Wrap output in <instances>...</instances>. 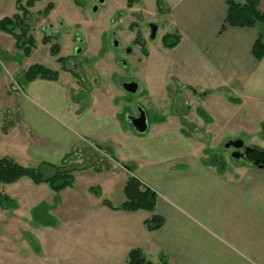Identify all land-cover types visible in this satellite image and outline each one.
I'll return each mask as SVG.
<instances>
[{
  "label": "rangeland",
  "instance_id": "1",
  "mask_svg": "<svg viewBox=\"0 0 264 264\" xmlns=\"http://www.w3.org/2000/svg\"><path fill=\"white\" fill-rule=\"evenodd\" d=\"M91 3L39 0L29 10L27 21L35 41L30 54L24 56L10 42L7 51H0V159L10 158L25 168L36 169L40 164L18 151L16 143L20 141L15 140L19 133L14 128L18 125L14 118L15 94L22 83V72L40 64L59 74L58 85L66 86L63 88L68 90V99L78 106L79 113H85L92 101L104 103L106 109L111 106L122 137L125 133L135 134L126 116H132L138 106L148 121L146 133L135 135L140 141L148 135L183 136L201 144L202 159L217 171H257L243 159H232L224 145L240 139L247 146L264 150V123L258 128V123L246 121L256 118V113L238 112L236 105L222 96L214 107V116L228 123L210 126L209 117L199 109L201 97L197 91L178 87L169 77V49L163 45V37L174 34V27L168 11L158 10L159 1L137 0L126 10L125 0H105L96 14ZM119 14L121 24L115 19ZM138 14L142 15L140 23ZM154 23L158 28L150 39L149 25ZM113 32L119 43L117 50L111 49ZM139 36L146 42L145 48L139 44ZM45 38L49 41L46 45L42 43ZM51 48L56 55L51 54ZM126 48L132 51L129 56L123 53ZM117 51H122L127 61L126 71L115 62ZM58 58H62L60 63ZM66 77L70 79L68 85ZM129 79L140 84L137 97L127 95L119 86L120 81ZM155 88L161 92L148 93ZM241 118L244 120L239 121ZM162 123L165 133L160 134L161 130L152 127ZM97 148L104 155L103 161L84 151L77 153L84 157L73 152L64 157L66 168L72 169L69 188L56 192L47 183L34 184L25 177L14 184H0V198L7 197L13 205L0 204V264H126L129 251H140L139 236L127 234L116 219L106 214L104 202L113 206L124 202L122 188L116 187L120 175L108 182L99 173L118 172L125 167L135 172L146 167L130 161L124 164L107 146ZM145 154V150L138 152L136 159L141 160ZM147 257L148 262L156 264L157 260Z\"/></svg>",
  "mask_w": 264,
  "mask_h": 264
},
{
  "label": "crops",
  "instance_id": "2",
  "mask_svg": "<svg viewBox=\"0 0 264 264\" xmlns=\"http://www.w3.org/2000/svg\"><path fill=\"white\" fill-rule=\"evenodd\" d=\"M229 1L241 4L246 0H160L174 34L179 35L178 43L169 48V77L178 87L197 91L199 109L209 117L210 126L228 123L214 116L217 102L227 96L238 112L256 113V118L245 120L260 128L264 123V57L256 61L252 47L264 33V23L252 28L224 26ZM258 8L264 11V0H258ZM15 13V0H0V19ZM0 33V51L4 52L14 41ZM18 87L14 118L19 126L14 128L19 133L15 141L20 142L16 148L29 161L59 165L70 153L84 151L96 154L99 162L104 155L97 147L107 146L124 164L145 165L146 170L131 172L124 166V170H105L99 175L108 182L120 175L116 187L122 191L127 178L134 177L156 193L153 213H127L104 204L106 214L127 234L139 236L138 249L146 261L149 256L166 264H264V171H217L202 159L201 144L183 136L148 135L144 141L136 134L122 137L111 106L106 109L104 103L92 101L85 113H79L68 99L66 86L57 81L35 79ZM156 89L148 93L161 92ZM165 127L162 123L152 128L163 134ZM142 150L146 154L136 159ZM153 214L163 224L150 232L144 221Z\"/></svg>",
  "mask_w": 264,
  "mask_h": 264
},
{
  "label": "trees",
  "instance_id": "3",
  "mask_svg": "<svg viewBox=\"0 0 264 264\" xmlns=\"http://www.w3.org/2000/svg\"><path fill=\"white\" fill-rule=\"evenodd\" d=\"M39 0H15L16 13L11 17L0 19V31L11 36L14 46L22 51L24 56H28L34 47L35 41L29 33L27 24L29 10ZM134 0H127V5ZM264 23V11L258 8V0H246L244 3L236 4L234 2L226 3V16L224 26L235 28H252L258 24ZM179 41L178 34H169L164 37L163 42L166 48L174 47ZM43 44H48L47 38L43 39ZM51 54L56 55V50L51 48ZM252 56L256 61H260L264 57V33H261L252 47ZM62 58H58L57 62H61ZM67 70L68 69H64ZM58 73L51 71L40 64L29 66L21 76V84L28 83L35 79H43L48 81H57ZM202 111V110H200ZM199 111V112H200ZM203 112V111H202ZM198 115L202 116L203 113ZM209 121V120H208ZM65 161L59 165H51L40 163L35 168H25L15 163L10 158L4 157L0 159V184H14L21 178H28L34 184L47 183L53 191H60L69 188L72 185L73 177L72 169H67ZM124 202L120 206L113 208L108 202L104 204L110 209L119 210L127 213L138 211L153 213L156 206L157 195L151 189L142 185V183L134 178H127L124 187ZM1 206L12 207V202L7 197L0 198ZM163 224V219L153 214L149 219L144 221V226L150 232L158 230ZM126 264H153L146 261L139 250H131L127 256ZM156 264H166L165 260Z\"/></svg>",
  "mask_w": 264,
  "mask_h": 264
},
{
  "label": "water",
  "instance_id": "4",
  "mask_svg": "<svg viewBox=\"0 0 264 264\" xmlns=\"http://www.w3.org/2000/svg\"><path fill=\"white\" fill-rule=\"evenodd\" d=\"M95 11V9L93 10ZM155 33V26H151V39L154 37ZM118 43L115 39L111 41V48H117ZM117 64L121 65L122 67H126V61L120 60ZM121 89L124 93L130 96H134L140 91V84L136 81H125L121 83ZM136 112L138 116H126V121L130 122L131 128L133 129L134 133L137 135H142L146 133L148 129V122L144 111L137 106ZM230 147L234 148L235 152L231 154L232 159L238 160L239 158L243 159L244 161L248 162L251 166L258 170H264V150L246 146L245 142L240 139H236L234 141H229L224 145L225 149H229ZM243 150V155L239 154L238 151Z\"/></svg>",
  "mask_w": 264,
  "mask_h": 264
},
{
  "label": "flooded vegetation",
  "instance_id": "5",
  "mask_svg": "<svg viewBox=\"0 0 264 264\" xmlns=\"http://www.w3.org/2000/svg\"><path fill=\"white\" fill-rule=\"evenodd\" d=\"M137 0H134L131 4H129V5H127V0L125 1V9L126 10H130L133 6H134V4H135V2H136ZM159 1V4L160 5H158V10L159 9H164L163 8V6H162V3L160 2V0H158ZM91 2L93 3H91V5L94 7L93 8V10L95 9V11H94V14H96L97 12H98V8H99V6H101V5H103L104 3H105V0H91ZM131 15H133V14H131ZM138 15H140V17L138 18V20H137V23H140V21L142 20V15L141 14H138ZM119 16H121L120 14L119 15H117V16H115V19H117V21H118V23L119 24H121L122 23V19H121V17H119ZM114 17V16H113ZM160 18V17H159ZM159 18H158V21H159ZM159 23V22H158ZM164 22L162 21L161 23H159V24H163ZM151 26H155V33H156V31H157V24L156 23H154V24H150L149 25V30H150V39H151ZM155 33H154V36H155ZM51 34H53V33H51ZM114 34H115V32H113L112 34H111V41H112V39H115L116 41H117V39H116V37L114 36ZM53 35H55V34H53ZM167 36V35H166ZM166 36H164V37H166ZM164 37H163V39H164ZM154 38V37H153ZM152 38V39H153ZM138 42H139V44H141L142 45V47L143 48H145L146 47V42L144 41V40H142L141 38H140V36H139V38H138ZM117 43H118V41H117ZM163 45H164V42H163ZM119 48V43H118V46H117V48H115L114 50H117ZM112 49V48H111ZM131 49L130 48H126L124 51H123V53L125 54V55H130L131 54ZM76 53H78V51L76 52ZM120 60H124V61H126L124 58H122V51L120 52V51H117L116 52V64H117V62L118 61H120ZM120 68H121V70L122 71H126L127 69H128V65H127V61H126V67L124 68V67H122L121 65H119V64H117ZM127 82V81H136V80H133V79H129V80H123V81H120L119 82V86H120V88H121V83L122 82ZM136 82H138V81H136ZM139 83V82H138ZM123 91V90H122ZM141 91V90H140ZM140 91H139V93H137L136 95H134V96H132V97H137L139 94H140ZM136 108L137 107H135V112L133 113V115H132V117L134 118V117H136V116H138V114H137V112H136ZM147 118V117H146ZM148 122V121H147ZM127 123L130 125V122H128L127 121ZM131 126V125H130ZM246 145V144H245ZM247 146V145H246ZM225 149V148H224ZM225 151H228V154L231 156V154L233 153V152H235V150H234V148H232V147H230L229 149H226ZM238 153L239 154H242L243 155V150H239L238 151ZM241 158H239L238 160H240Z\"/></svg>",
  "mask_w": 264,
  "mask_h": 264
}]
</instances>
